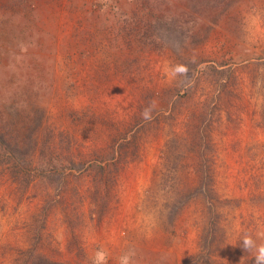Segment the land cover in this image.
<instances>
[{
	"label": "rangeland",
	"instance_id": "1",
	"mask_svg": "<svg viewBox=\"0 0 264 264\" xmlns=\"http://www.w3.org/2000/svg\"><path fill=\"white\" fill-rule=\"evenodd\" d=\"M245 233L264 0H0V264H254Z\"/></svg>",
	"mask_w": 264,
	"mask_h": 264
},
{
	"label": "clouds",
	"instance_id": "2",
	"mask_svg": "<svg viewBox=\"0 0 264 264\" xmlns=\"http://www.w3.org/2000/svg\"><path fill=\"white\" fill-rule=\"evenodd\" d=\"M242 246L246 249L253 258L254 264H264V242L257 243V240L251 233H245L242 238ZM137 253L135 249H128L119 258V264H137L135 257ZM105 254L98 251L93 260V264H103Z\"/></svg>",
	"mask_w": 264,
	"mask_h": 264
},
{
	"label": "trees",
	"instance_id": "3",
	"mask_svg": "<svg viewBox=\"0 0 264 264\" xmlns=\"http://www.w3.org/2000/svg\"><path fill=\"white\" fill-rule=\"evenodd\" d=\"M204 184L206 183V182H203Z\"/></svg>",
	"mask_w": 264,
	"mask_h": 264
}]
</instances>
